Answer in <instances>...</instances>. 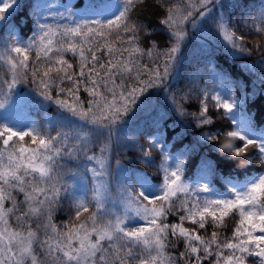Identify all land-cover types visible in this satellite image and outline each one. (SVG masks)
<instances>
[{
	"label": "clouds",
	"instance_id": "1",
	"mask_svg": "<svg viewBox=\"0 0 264 264\" xmlns=\"http://www.w3.org/2000/svg\"><path fill=\"white\" fill-rule=\"evenodd\" d=\"M214 2L207 0L197 15L200 0H194L189 18L172 30L159 22L169 33L167 47H163L165 53L173 47L176 51L165 65L167 73L144 92L164 87L178 118L198 130L199 142L208 152L235 162L241 169L254 164L261 169L259 176L245 187L228 181L231 196L217 197L204 182H189L184 175L186 158L171 153L161 142L149 138L140 143L134 137L127 138L130 144L119 142L117 125L132 111L136 101L115 123L110 119L92 123L56 103L54 98H46L40 85L46 83L53 96L62 77L53 72L41 79L38 70L54 66L56 57H64L67 42L80 43L70 30L79 28L83 33L93 19L82 18L61 7L58 0H45L26 39L0 41V97L4 100L12 90L23 86L88 127L52 129L33 125L19 131L0 126V130L8 129L12 133L8 138L0 131V264H188L193 247L203 253L209 245L226 259L231 255L224 245L240 226L239 212L233 211L220 222L211 215H205L201 221L198 215L214 213L238 197H246L249 191L255 194V202L245 204L240 211L264 213V141L250 138L234 126L212 128L226 121L232 124L228 116L234 110V103L221 99L222 85L208 80L202 70L189 73L185 85L171 91L165 87L183 44L192 34L191 29ZM172 5H176L174 0L160 3L161 7ZM117 18L119 14L112 19ZM128 25L136 29L134 42L144 41L148 35L145 25L132 16L122 22V27ZM177 30L183 32L179 41L174 36ZM212 31L230 55L247 58L264 73V2L255 11L244 12L238 21L220 15ZM151 45L158 46L154 40L144 44ZM25 56L27 60L22 63ZM33 72H37L35 82ZM177 102L182 105V112L177 110ZM225 104L229 107L225 108ZM35 140L40 143H34ZM24 148L28 150L22 151ZM157 155L159 158L154 160ZM131 159L158 175L159 184L149 189L134 183L125 168ZM202 159L211 162L206 156ZM168 185H172L171 190ZM165 195L167 199H161ZM157 210L160 215H156ZM190 216L195 219L189 221ZM173 218L196 226L195 231L187 228L194 234L211 225V236L205 231L198 234V241H193L190 236L173 234L168 227L177 224L170 222ZM133 221L140 223L133 226ZM230 222L234 223L231 238L221 239L222 233L216 229ZM149 227L150 231H142L136 239L127 236ZM91 244L96 247L90 248ZM181 244L183 250L178 248ZM242 247L248 251L237 255L244 264H259V256L252 254L253 246ZM260 247L264 248V244ZM210 264H215V258L210 257Z\"/></svg>",
	"mask_w": 264,
	"mask_h": 264
},
{
	"label": "trees",
	"instance_id": "2",
	"mask_svg": "<svg viewBox=\"0 0 264 264\" xmlns=\"http://www.w3.org/2000/svg\"><path fill=\"white\" fill-rule=\"evenodd\" d=\"M194 2V0H192ZM264 0H215L208 8L207 15L198 23L201 24L202 32L191 29V36L183 44L176 66L170 73L165 87L169 91L185 85L189 79V73L195 69H200L204 76L211 81L219 82L222 87L219 89L221 99H229L234 103V110L228 116V121L223 124L213 125L212 128L236 127L253 139L264 141V73L258 65L249 63L247 58L233 56L225 49V46L218 38L214 37L212 25L220 15H228L237 21L246 11H255ZM45 3V0H15L13 6L0 19V41L26 39L33 30V21L36 12ZM61 7L76 13L78 16L87 19L105 22L114 18L123 8V0H58ZM161 0H138V6L133 10V19L140 20L148 30V35L144 41H138L135 46L141 51L134 54V58L142 68L156 69L159 67L163 73V64L167 57L163 55L167 47L169 33L159 24L167 16L168 7L160 6ZM176 5L189 3V0H174ZM2 6V5H0ZM218 39V42H217ZM149 40H154L157 45L145 47ZM151 52V56L149 55ZM99 54V53H98ZM127 56V53L124 54ZM64 58L73 64L76 76H79V56L66 53ZM107 57H104L106 60ZM85 69V83L80 85L76 95L79 96V103L87 107L88 101L93 99L84 91L87 86ZM63 75V74H61ZM201 79L202 77H197ZM141 80H148V75H142ZM64 81L60 87L65 91L59 96L53 92L54 99L66 100L69 104L76 101L68 94ZM117 83H120L117 78ZM124 83L126 89L130 91L133 87H139V82L135 79V73L131 77L125 76ZM102 95L110 101L111 93L101 89ZM20 100L6 114L0 112V126H7L19 131L28 129L33 125L44 126L55 129L57 127L72 128L82 126V122L71 117L66 112L57 110L50 103L45 102L31 92L29 89L18 86L0 102L3 105L14 103ZM182 107V105H181ZM194 107V105H191ZM117 136L121 144H130L128 137H134L135 141L143 143L151 138L161 142L171 153L177 156H184V175L189 182H204L217 197L231 196L228 181L232 185L245 187L255 180L261 173V169L256 165H249L243 169L238 168L233 161L222 159L215 153L208 152L207 147L199 142V132L190 124H185L180 120L167 99L164 87L148 89L136 100L132 111L117 125ZM130 154L134 155L129 150ZM207 157L206 162L202 157ZM158 155L154 158L158 159ZM150 167L153 165H149ZM125 168L133 177L137 185L144 184L151 189L159 184L158 175H153L145 168L139 166L135 159L129 160ZM154 194V193H149ZM238 219V218H237ZM170 222L180 223L178 218H173ZM139 221H133L135 226ZM184 227L196 230V226L185 221ZM212 226L197 231V234H204L205 231L210 237ZM224 236L231 238L234 230V223L216 229ZM182 240V238H181ZM180 250L182 244L178 245ZM175 251V250H173ZM226 251V250H225ZM207 264V262H204Z\"/></svg>",
	"mask_w": 264,
	"mask_h": 264
},
{
	"label": "snow or ice",
	"instance_id": "3",
	"mask_svg": "<svg viewBox=\"0 0 264 264\" xmlns=\"http://www.w3.org/2000/svg\"><path fill=\"white\" fill-rule=\"evenodd\" d=\"M15 0H0V19L4 18V14L13 6ZM163 3V0H161ZM207 0H200V7L197 10V15L203 11ZM138 6V0H123V8L119 12V18L109 19L107 23H102L99 20H93L91 26L87 28V31L81 33L79 28L71 29L73 37L80 40V43L69 41L65 45V52L72 53L73 56H79V76L77 77L73 69V64H69L63 56L56 57L54 60V66H49L46 69L38 70L40 72V78L46 79L50 73H59L62 77V83L68 81L66 85L67 92L71 95L76 103L69 104L66 100L55 99V102L66 107L74 112L81 119H90L92 123H99L103 120H111L115 123L121 116L126 114L130 106L135 103L136 98L139 97L147 88L154 86L158 83L162 74L167 73V67L165 66L170 59L171 54L176 51L173 47L165 53L167 59L163 64V73L159 67L156 69L142 68L134 58L135 53H139L141 50L135 46V32L136 29L128 25L122 27V22L126 17L133 15V10ZM192 0L189 3L172 5L167 9V16L161 20L162 24H165L170 30L174 29L178 23H183L191 15L190 9L193 7ZM174 36L177 41L183 38L182 31H174ZM51 40L49 44H51ZM47 47V45L45 46ZM44 50L41 49V52ZM99 53V54H98ZM127 53V56L124 54ZM151 56V52H149ZM107 57L104 60V57ZM27 60L25 56L22 60ZM88 74L86 77L87 86L84 91L88 93L89 97L93 99L88 101L85 108L79 103V96L76 93L79 91L80 85L85 83V69ZM135 73V79L139 82V87H133L130 91L126 89L124 83L125 76L131 77ZM142 75H148V80H141ZM33 80L37 78V72L32 73ZM119 78L120 83H117ZM16 81H13V85ZM41 88L45 89L43 94L46 98L52 99L53 96L47 90V84L42 83ZM111 93L112 99L109 101L106 96L102 95V91ZM65 88L60 87L57 89L56 95L59 96L61 92H64ZM0 107H3V103L0 102ZM225 108L229 106L224 105ZM177 110L182 112V107L177 102ZM7 134L8 138L12 137V133L8 129L0 130ZM27 135H31L28 133ZM7 143V140L5 141ZM34 143L39 144V140H35ZM24 148L22 151H27ZM171 190L172 185H168ZM161 199H167V195ZM255 194L249 191L246 197H238L236 201L229 205L222 206L218 211L210 214L199 213L198 218L203 221L205 215L213 216L218 222L224 220V218L230 216L233 211L239 212L240 226L236 228L232 238L225 243L224 250L229 251L231 255L226 259L220 252H213L212 246L209 245L203 253L197 247H193L190 250V259L188 264H210V257L215 258V264H244L243 260L237 255L238 252L246 253L247 248L242 245H252V254L259 256V264H264V248L260 245L264 244V213L257 214L256 212H248L245 214L240 211L245 204L254 203ZM156 215H160V211L157 210ZM195 217L190 216L189 221H193ZM183 222L175 225H169V231L173 234L180 235L182 237H191L193 241L199 240V235L190 232L189 229L183 226ZM151 227L138 232L128 233L127 236L130 239H136L141 235L142 231H150ZM261 237L257 239V237ZM77 239H81L77 237ZM90 248H95V244L89 245ZM181 259L183 256L181 254ZM103 264V262H102Z\"/></svg>",
	"mask_w": 264,
	"mask_h": 264
},
{
	"label": "rangeland",
	"instance_id": "4",
	"mask_svg": "<svg viewBox=\"0 0 264 264\" xmlns=\"http://www.w3.org/2000/svg\"><path fill=\"white\" fill-rule=\"evenodd\" d=\"M209 10H208V12H209ZM207 13L205 14V16L207 15ZM204 17H202L200 20H202ZM195 31L196 32H202V27H201L200 23H197V26L195 27ZM217 42H218V39H217ZM19 102H20V100H17L14 103L3 105V107H0V112L3 114H6L10 109H12L14 106H16V104H19Z\"/></svg>",
	"mask_w": 264,
	"mask_h": 264
}]
</instances>
